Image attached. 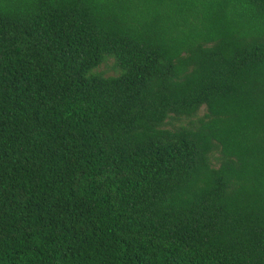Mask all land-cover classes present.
Masks as SVG:
<instances>
[{"label":"trees","instance_id":"1","mask_svg":"<svg viewBox=\"0 0 264 264\" xmlns=\"http://www.w3.org/2000/svg\"><path fill=\"white\" fill-rule=\"evenodd\" d=\"M0 264H264V0H0Z\"/></svg>","mask_w":264,"mask_h":264},{"label":"rangeland","instance_id":"2","mask_svg":"<svg viewBox=\"0 0 264 264\" xmlns=\"http://www.w3.org/2000/svg\"><path fill=\"white\" fill-rule=\"evenodd\" d=\"M114 60L113 59H107V61L98 69V73H102L104 76L106 77H113V76H117V72L114 68ZM198 117L197 118H200L202 117L204 114H205V109L202 108L200 110V112L198 113ZM196 120V119H193V121ZM189 121L188 120H182L181 122H170V125L167 126L168 129H171V128H175V127H178V126H188L189 125Z\"/></svg>","mask_w":264,"mask_h":264}]
</instances>
